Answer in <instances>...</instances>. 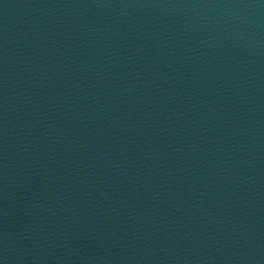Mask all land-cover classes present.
Instances as JSON below:
<instances>
[{
    "label": "water",
    "instance_id": "water-1",
    "mask_svg": "<svg viewBox=\"0 0 264 264\" xmlns=\"http://www.w3.org/2000/svg\"><path fill=\"white\" fill-rule=\"evenodd\" d=\"M0 264H264V0H0Z\"/></svg>",
    "mask_w": 264,
    "mask_h": 264
}]
</instances>
